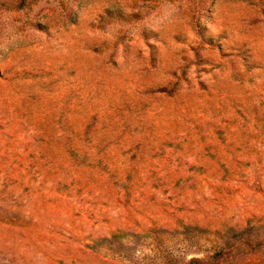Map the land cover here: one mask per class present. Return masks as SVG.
<instances>
[{"label": "rangeland", "instance_id": "rangeland-1", "mask_svg": "<svg viewBox=\"0 0 264 264\" xmlns=\"http://www.w3.org/2000/svg\"><path fill=\"white\" fill-rule=\"evenodd\" d=\"M264 264V0H0V264Z\"/></svg>", "mask_w": 264, "mask_h": 264}, {"label": "trees", "instance_id": "trees-1", "mask_svg": "<svg viewBox=\"0 0 264 264\" xmlns=\"http://www.w3.org/2000/svg\"><path fill=\"white\" fill-rule=\"evenodd\" d=\"M190 262H192V263H194V264H200V263H201V262H200L198 259H196V258L191 259Z\"/></svg>", "mask_w": 264, "mask_h": 264}]
</instances>
